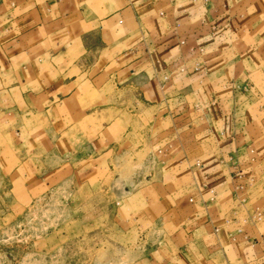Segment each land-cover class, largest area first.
<instances>
[{
  "label": "crops",
  "instance_id": "0c3cea01",
  "mask_svg": "<svg viewBox=\"0 0 264 264\" xmlns=\"http://www.w3.org/2000/svg\"><path fill=\"white\" fill-rule=\"evenodd\" d=\"M263 30L264 0H0V183H85L116 161L108 112L140 102L146 264H264Z\"/></svg>",
  "mask_w": 264,
  "mask_h": 264
},
{
  "label": "rangeland",
  "instance_id": "374dc122",
  "mask_svg": "<svg viewBox=\"0 0 264 264\" xmlns=\"http://www.w3.org/2000/svg\"><path fill=\"white\" fill-rule=\"evenodd\" d=\"M253 78L264 92V62ZM106 118L116 161L85 183L68 172L32 188L31 198L0 183V264H146L162 228L141 221L143 235L135 226L132 213L148 206L131 200L129 177L147 155L152 114L128 102Z\"/></svg>",
  "mask_w": 264,
  "mask_h": 264
},
{
  "label": "built area",
  "instance_id": "2783aa9c",
  "mask_svg": "<svg viewBox=\"0 0 264 264\" xmlns=\"http://www.w3.org/2000/svg\"><path fill=\"white\" fill-rule=\"evenodd\" d=\"M263 167H264V164H263ZM236 188H237L238 190L242 189V183H238L237 186H236ZM237 264H247V263H245V262H239V263H237Z\"/></svg>",
  "mask_w": 264,
  "mask_h": 264
}]
</instances>
